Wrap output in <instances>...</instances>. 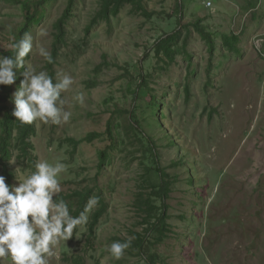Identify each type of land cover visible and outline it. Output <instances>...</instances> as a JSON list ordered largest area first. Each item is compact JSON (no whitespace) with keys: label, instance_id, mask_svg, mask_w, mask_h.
Returning <instances> with one entry per match:
<instances>
[{"label":"rangeland","instance_id":"obj_1","mask_svg":"<svg viewBox=\"0 0 264 264\" xmlns=\"http://www.w3.org/2000/svg\"><path fill=\"white\" fill-rule=\"evenodd\" d=\"M68 1L51 0L40 9L45 15L29 31V67L49 74L39 48L52 54L55 23ZM211 2L209 8L206 0H142L144 10L126 4L110 20L93 23L104 0H75L54 64V82L57 73L74 80L61 94L72 115L59 125L36 121L33 155L65 165L59 194L92 189L91 199L100 195L108 208L90 235L99 204L91 205L87 223L60 241L49 264H150L151 254L156 264H264V0ZM200 18L214 35L213 53L188 25ZM24 22L21 5L0 0V55L11 50ZM179 25V54L165 65L154 43ZM230 34L240 36L238 52L223 44V35ZM142 73L149 90H137ZM22 79L21 73L12 93ZM77 92L83 104L74 99ZM153 94L160 108L152 106ZM6 104L14 106L10 100ZM131 115L155 139L161 166L174 179L168 200L171 231L160 241L152 232L141 253L131 244L117 260L106 246L132 243L144 232L136 200L150 190L143 183ZM110 119L115 144L106 134ZM90 132L102 136L77 147L68 141ZM102 150L108 158L100 166ZM18 154L14 150L10 163L17 184L16 176L34 171ZM3 264H11L10 258Z\"/></svg>","mask_w":264,"mask_h":264},{"label":"clouds","instance_id":"obj_2","mask_svg":"<svg viewBox=\"0 0 264 264\" xmlns=\"http://www.w3.org/2000/svg\"><path fill=\"white\" fill-rule=\"evenodd\" d=\"M206 7H212L211 0H206ZM11 49L14 55H0V85L15 84L23 69V79L10 97L14 103L12 115L22 125L35 121L67 123L72 113L64 110L61 94L74 83L72 76L57 73L54 82L46 71H37L26 64L25 58L33 50L29 32L14 40ZM39 54L51 62V55L44 47L39 48ZM74 99L84 102L79 92ZM64 171L62 162L37 159L34 171L26 178L16 176L18 184H10L0 175V264L5 258H10L11 264H49L60 241H68L74 229L87 223L85 213L97 201L90 199L84 211L73 216L67 202L57 199L61 192L58 177ZM130 245L131 240L113 241L105 250L119 260Z\"/></svg>","mask_w":264,"mask_h":264},{"label":"trees","instance_id":"obj_3","mask_svg":"<svg viewBox=\"0 0 264 264\" xmlns=\"http://www.w3.org/2000/svg\"><path fill=\"white\" fill-rule=\"evenodd\" d=\"M10 3L21 5L25 13V22L21 26L18 34L17 40H19L25 32H29L31 26L34 23H39L44 17V11L40 9L51 0H8ZM75 0H69L67 7L65 8L62 15L57 19L55 23V41L51 54V62H47L49 67V75L54 79V64H56V59L59 54L60 46L66 41V24L68 20L73 16ZM126 4L135 5L137 10L143 9L142 0H104L102 9L99 11L97 16L94 18L95 23L101 17L105 20H110L111 15H118L121 9ZM34 8V10H32ZM181 17L179 18V22ZM203 19H198L195 22H191L194 30L201 36L208 46L211 53L215 50V39L213 33L207 29L203 24ZM91 26V25H90ZM90 26L88 25V31ZM182 25H179L173 32L166 34L165 36L159 37L154 43L155 53L160 61L164 62L165 65L168 62L172 63L175 61V57L179 54V48L177 47L180 37L182 35ZM240 43V36L236 34L223 35V44L229 49L236 52L239 51L238 45ZM264 50V49H263ZM4 55H14L12 49L4 52ZM148 53H146V56ZM29 55L25 58L28 59ZM144 59V58H143ZM143 61V60H142ZM144 62V61H143ZM26 68V67H25ZM164 69V68H161ZM23 69L18 73L19 81L21 78V73ZM208 73H211V67L208 68ZM12 87L6 85H0V171L2 175L7 178L8 183H12L15 177L14 172L11 170L10 163L14 157V150H18V157L20 159L24 158L29 160V166L34 170V165L36 162V157L33 155L34 144L32 143V138L37 135L36 121L30 125H22L16 118L12 115V110L14 106L6 104L10 100L12 95ZM146 88L150 89L147 80L142 73V79L138 84V89ZM188 92V89H187ZM11 101V100H10ZM152 106L160 108L161 104L157 102L156 96L152 95ZM130 112H133L130 111ZM130 128L132 130L135 142L139 145L141 151V163L144 166V173L142 174L143 183L146 184L145 187L149 190L146 194L141 193L138 195L136 204L139 209L144 213L142 219V225H144L142 233H138L137 237L131 244L138 248L139 253L144 249V244L146 243L149 234L156 232L158 241L164 240L168 233L171 231V225L168 223L170 216L169 209L170 204L168 200L171 196L174 179L171 178L170 174L167 172L166 168L161 166L160 155L155 139L149 136L145 130L141 128L140 122L131 115ZM107 136L111 139L112 144L116 142V135L114 130L113 119H110L107 124ZM102 136L98 132H90L82 139L69 138L68 141L71 142L74 147H77L80 143L84 141L92 142L95 138ZM108 158V151L102 150L100 153V166H102L105 160ZM154 175L157 178H154ZM144 187V188H145ZM93 193L92 189H87L83 191H75L73 194H58L57 199H64L70 209L73 216H78L84 211L85 206L88 205L91 195ZM76 196L77 198H74ZM97 202L99 207L92 214V220L89 223L90 235H94L96 227L100 223L101 218L106 213L108 208V203L100 196L97 195ZM87 213V212H86ZM85 213V214H86ZM150 264H156L155 254L149 256ZM75 264H80L79 260H75Z\"/></svg>","mask_w":264,"mask_h":264},{"label":"built area","instance_id":"obj_4","mask_svg":"<svg viewBox=\"0 0 264 264\" xmlns=\"http://www.w3.org/2000/svg\"><path fill=\"white\" fill-rule=\"evenodd\" d=\"M211 4H212V2H211ZM264 54V53H263Z\"/></svg>","mask_w":264,"mask_h":264}]
</instances>
